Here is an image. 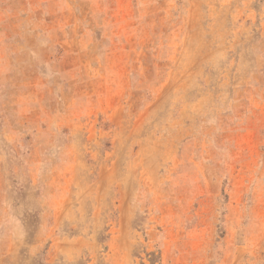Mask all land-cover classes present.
<instances>
[{"label":"rangeland","instance_id":"rangeland-1","mask_svg":"<svg viewBox=\"0 0 264 264\" xmlns=\"http://www.w3.org/2000/svg\"><path fill=\"white\" fill-rule=\"evenodd\" d=\"M0 264H264V0H0Z\"/></svg>","mask_w":264,"mask_h":264}]
</instances>
